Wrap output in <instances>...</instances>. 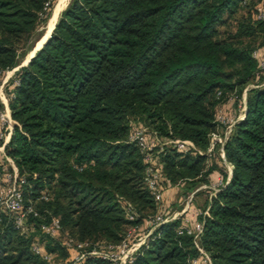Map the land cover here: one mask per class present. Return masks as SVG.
I'll list each match as a JSON object with an SVG mask.
<instances>
[{"label":"trees","instance_id":"1","mask_svg":"<svg viewBox=\"0 0 264 264\" xmlns=\"http://www.w3.org/2000/svg\"><path fill=\"white\" fill-rule=\"evenodd\" d=\"M55 1L0 0V82L17 68L4 86L17 124L5 155L25 180L24 205L39 214L17 228L15 213H0V264H47L33 245L55 264L59 255L66 264H109L94 255L74 263L41 224L59 218L62 231L91 250L173 208L147 188L146 163L130 140L136 127L194 146L154 149L165 193L210 185L214 174L223 180L199 210L198 246L211 264H264V68L253 56L264 48V20L254 17L264 0H71L46 43L18 67V41ZM244 93L224 160L219 145L207 153L211 136L223 133L218 111L239 108ZM0 165L12 173L4 158ZM182 228L183 216L158 226L131 264H193L203 255L192 236L178 235Z\"/></svg>","mask_w":264,"mask_h":264},{"label":"built area","instance_id":"2","mask_svg":"<svg viewBox=\"0 0 264 264\" xmlns=\"http://www.w3.org/2000/svg\"><path fill=\"white\" fill-rule=\"evenodd\" d=\"M254 17L258 21L264 20L263 2L258 3L255 6ZM253 56L258 59L259 67L263 69L264 60L261 58L260 51H254ZM16 70L17 68L11 71H7L0 82V158H4L9 164H11L12 168V173H8L5 175L6 184L0 187V213H15L14 223L15 226L19 228L24 224L28 216L32 215L33 217H39V214L34 208L33 203L30 202L27 205H24L21 185L25 183V180L18 176L17 170L14 167L12 161L5 155V146L11 137L14 126L17 124L11 118L4 86ZM249 87L253 86L250 85ZM245 97L246 94L244 93L243 105L239 106V112H241V115H239L236 119H229L223 113L222 109L218 111L217 121L224 127L223 133L213 134L211 136V143L209 149L207 150V153H211L214 150L215 146L219 145L220 148L218 151V156L224 160L222 145L228 138L232 126L234 125L236 120L241 119L243 116V111L245 108ZM130 140L136 142L141 154L143 155L144 161L146 163L145 183L154 200L159 203L164 198L165 189H163L160 185L161 173L155 165V161L153 158L154 149L157 147H162L164 145H174L178 149L186 151L188 148L194 149V146L190 141L185 140L163 141L156 137L152 132L148 131L146 128L141 127H136L134 129ZM224 164L230 173V165L226 162H224ZM222 185L223 180L219 177L212 184L208 186H201L198 190L205 188L209 189L211 190L210 196H213ZM192 195L188 197L183 205L181 204L182 208L178 213L173 210L172 207H169L166 215L164 216H149L144 220V225L141 229L136 226L129 228L125 237L118 244L108 243L97 245L93 249L87 250L90 244L87 242H79L70 237L67 233L63 232L59 218L54 216L50 218V221L48 223L41 224V230L49 237L59 240L62 245L70 250L73 253L72 261L74 263H79L86 257V255H94L108 261L109 264H131L134 261L135 256L139 252V250H141L143 247H147L148 241L153 238V233L158 226L183 216V228L179 230L178 235L186 234L192 236L195 246L205 257L204 262H206V264H211L208 256L204 254L201 248L198 246V240L202 232V222L198 220L201 212L198 210L192 211L190 207ZM123 207L125 209L126 219L129 221H134L136 217L132 212L131 205L129 203L123 202ZM205 214H207V212L203 213V215ZM61 235H63L62 239H60ZM32 251L35 254L41 255L47 262V264H55L53 261V256L51 254H48L43 247L33 245ZM201 258H199L198 260H193L192 263L196 264L197 261H199Z\"/></svg>","mask_w":264,"mask_h":264},{"label":"rangeland","instance_id":"3","mask_svg":"<svg viewBox=\"0 0 264 264\" xmlns=\"http://www.w3.org/2000/svg\"><path fill=\"white\" fill-rule=\"evenodd\" d=\"M71 0H56L51 8L50 14L48 18L43 21L38 28L29 36V37H22L20 41L17 43V64L18 67L26 65L28 60L34 55L36 51L42 46V43L50 36V34L53 31L54 25L58 21L59 17L61 16L62 12L66 9V7L69 5ZM258 44V41L257 43ZM261 49V57L264 59V48ZM250 88V87H249ZM240 108L234 107L232 104H227L224 108L223 113L231 120L236 119L239 115H241ZM133 125H137L134 123ZM14 165V164H13ZM11 166V164H10ZM15 167V166H14ZM160 168V167H159ZM7 166H1L0 165V186H2V181L4 179V176L8 174L9 172H6ZM6 170V171H5ZM220 176L218 174H214L211 180L216 181ZM213 181V182H214ZM208 186L206 183H203L194 188L193 191L191 190H181L183 187H185V184H176V185H170L165 193V201L168 204H171L173 206V210H175L177 213L180 211L181 204L183 205L188 197H190L192 194V200L190 202V207L192 209L196 210H203L205 207V201L208 196V190L201 189L198 190L201 186ZM183 186V187H182ZM182 187V188H181ZM198 190V191H197ZM197 192V193H196ZM196 193V194H195ZM168 194V195H167ZM195 194V195H194ZM179 205L177 209L175 208L176 205ZM63 235H61L60 239H62ZM59 262L62 264H66L69 262V258L65 257L62 258V256L59 255ZM209 258V256H208ZM205 257L202 256V258L199 260V263L206 264L204 262ZM210 259V258H209ZM211 261V260H210ZM198 262V261H197Z\"/></svg>","mask_w":264,"mask_h":264},{"label":"water","instance_id":"4","mask_svg":"<svg viewBox=\"0 0 264 264\" xmlns=\"http://www.w3.org/2000/svg\"><path fill=\"white\" fill-rule=\"evenodd\" d=\"M54 26H55V25H54ZM50 35H51V34H50ZM49 37H50V36H49ZM49 37H48V38L42 43V46L46 43V41L49 39ZM42 46H41V47H42ZM41 47H40L39 49H41ZM39 49H38V50H39Z\"/></svg>","mask_w":264,"mask_h":264},{"label":"crops","instance_id":"5","mask_svg":"<svg viewBox=\"0 0 264 264\" xmlns=\"http://www.w3.org/2000/svg\"><path fill=\"white\" fill-rule=\"evenodd\" d=\"M168 195V194H167Z\"/></svg>","mask_w":264,"mask_h":264}]
</instances>
